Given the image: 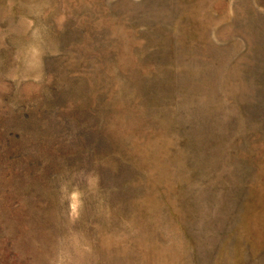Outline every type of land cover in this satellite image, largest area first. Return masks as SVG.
Wrapping results in <instances>:
<instances>
[{
    "label": "rangeland",
    "instance_id": "rangeland-1",
    "mask_svg": "<svg viewBox=\"0 0 264 264\" xmlns=\"http://www.w3.org/2000/svg\"><path fill=\"white\" fill-rule=\"evenodd\" d=\"M0 264H264V0H0Z\"/></svg>",
    "mask_w": 264,
    "mask_h": 264
}]
</instances>
